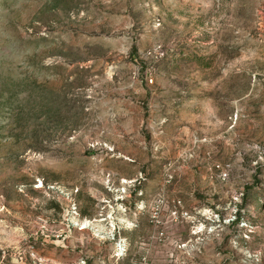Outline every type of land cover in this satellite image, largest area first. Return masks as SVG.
<instances>
[{
  "label": "rangeland",
  "instance_id": "374dc122",
  "mask_svg": "<svg viewBox=\"0 0 264 264\" xmlns=\"http://www.w3.org/2000/svg\"><path fill=\"white\" fill-rule=\"evenodd\" d=\"M143 262L264 264V0H0V264Z\"/></svg>",
  "mask_w": 264,
  "mask_h": 264
},
{
  "label": "built area",
  "instance_id": "2783aa9c",
  "mask_svg": "<svg viewBox=\"0 0 264 264\" xmlns=\"http://www.w3.org/2000/svg\"><path fill=\"white\" fill-rule=\"evenodd\" d=\"M115 254L118 260L124 259V257L127 254V247L122 239L116 241ZM142 264H148V263L143 262Z\"/></svg>",
  "mask_w": 264,
  "mask_h": 264
}]
</instances>
